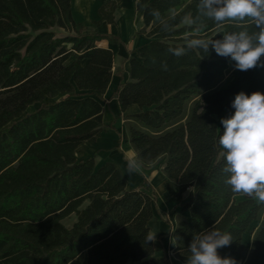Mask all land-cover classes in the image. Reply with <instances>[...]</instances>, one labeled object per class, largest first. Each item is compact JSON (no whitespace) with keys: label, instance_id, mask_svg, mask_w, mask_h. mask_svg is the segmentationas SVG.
Listing matches in <instances>:
<instances>
[{"label":"trees","instance_id":"trees-1","mask_svg":"<svg viewBox=\"0 0 264 264\" xmlns=\"http://www.w3.org/2000/svg\"><path fill=\"white\" fill-rule=\"evenodd\" d=\"M198 4L136 1L137 33L148 40L134 49L138 58L129 57V81L120 79L115 93L121 109L139 107L127 117L136 162L158 163L178 187L177 205L188 211L175 216L173 251L189 258L193 235L219 230L233 238L217 250L221 257L264 264V201L225 184L230 174L222 171L226 150L219 145L220 120L234 113L235 95L264 93V67L240 71L211 47L208 54L187 48L191 39L258 29L249 17H203ZM115 8L114 0L104 1L92 25L114 22ZM84 31L72 19L70 0H0V264H169L164 255L152 256L155 197L146 179L127 189L114 163L96 166L92 157L74 156L105 127L101 101L113 52L97 42L121 43ZM169 48L186 51L177 57ZM227 71L231 79L221 86ZM71 214L75 221L64 225ZM254 221L247 252L243 233Z\"/></svg>","mask_w":264,"mask_h":264},{"label":"clouds","instance_id":"clouds-1","mask_svg":"<svg viewBox=\"0 0 264 264\" xmlns=\"http://www.w3.org/2000/svg\"><path fill=\"white\" fill-rule=\"evenodd\" d=\"M198 12L216 22L243 21L249 17L258 31L228 33L221 39H191L188 49L199 48L208 54L211 47L216 55L235 61V68L240 71L264 67L261 60L264 57V0H199ZM168 51L179 57L186 49L169 48ZM162 67L167 70L166 63L162 62ZM231 106L234 113L220 120L223 132L219 145L226 150V166L222 171L230 174L225 184L230 185L233 192L254 194L264 201V93L254 91L249 95L240 91ZM135 170V162L130 161L129 171ZM152 239L148 237L149 241ZM232 242V235L227 232H198L188 246L190 256L186 264H236L234 258L221 257L217 251Z\"/></svg>","mask_w":264,"mask_h":264},{"label":"crops","instance_id":"crops-1","mask_svg":"<svg viewBox=\"0 0 264 264\" xmlns=\"http://www.w3.org/2000/svg\"><path fill=\"white\" fill-rule=\"evenodd\" d=\"M109 0H70L71 16L75 23H83L84 33L109 34L119 38L121 43H110L106 39L97 42L98 46L108 48L113 52L111 67V78L107 88L102 94L103 114L102 121L104 130L94 140L82 142L75 150L76 160H85L92 157L95 165L100 166L104 162L114 163L126 178V188H139L143 179L153 189L155 197L154 215H170L169 223L155 224L154 229L163 234L159 239H152L153 257L164 255L169 264H185L188 258L173 251L171 230L174 227L175 216L187 215L188 211H182L176 198L178 188L168 181L159 170L153 165H143L136 162L135 153L127 139V124L130 121L127 117L139 111L135 104L128 105L124 110L117 100L116 89L119 80L129 81V57L138 58L134 49L148 39L137 33L141 26V8L134 9L132 4L125 5L123 0L115 1L114 22L107 23L100 20L97 26L92 25L93 20H99L97 9L104 2ZM136 4V2H135ZM259 68H254L257 71ZM136 165L135 171H129V162ZM188 194V189H187ZM188 197V196H187ZM188 201V198L185 202ZM184 203V202H183ZM70 226L75 221V215L71 214ZM155 220V218H154ZM154 220L149 221L148 226L152 227ZM259 221H254L243 233V245L248 252L251 245V235L258 226ZM81 264H85V260Z\"/></svg>","mask_w":264,"mask_h":264},{"label":"rangeland","instance_id":"rangeland-1","mask_svg":"<svg viewBox=\"0 0 264 264\" xmlns=\"http://www.w3.org/2000/svg\"><path fill=\"white\" fill-rule=\"evenodd\" d=\"M120 1V0H119ZM134 0H123V4L125 5H130L133 3ZM136 2V1H135ZM135 2L133 3L132 7L134 9L135 6ZM55 32L58 35H64L65 32L62 29H58V28H54ZM158 37V36H156ZM231 79V75H230V71H227L223 77V79L220 82V85H225L226 83H228V81ZM58 97L54 98L57 99ZM50 99H45V101H49ZM39 106V103H34L30 106L27 107L26 112H31L33 110H35L37 107ZM153 166H157L158 167V163L154 164ZM178 188V187H177ZM187 190L182 194V201L181 203L185 202L187 200ZM155 216V220H154V224L152 225V227L150 228V236L153 239H159L161 236H163V234L159 235L160 231L157 229H154L155 224L157 223L159 224H164V223H169L171 220V216L170 215H154ZM71 221V217H67L65 219L62 220V223L66 226H68L70 224Z\"/></svg>","mask_w":264,"mask_h":264}]
</instances>
